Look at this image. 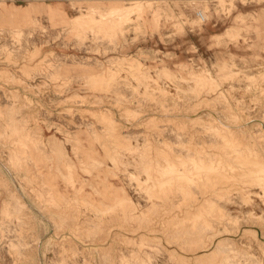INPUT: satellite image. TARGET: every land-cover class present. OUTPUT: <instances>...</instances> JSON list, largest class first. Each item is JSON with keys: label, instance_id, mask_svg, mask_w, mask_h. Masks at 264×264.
Returning a JSON list of instances; mask_svg holds the SVG:
<instances>
[{"label": "rangeland", "instance_id": "374dc122", "mask_svg": "<svg viewBox=\"0 0 264 264\" xmlns=\"http://www.w3.org/2000/svg\"><path fill=\"white\" fill-rule=\"evenodd\" d=\"M263 147L264 0H0V264H264Z\"/></svg>", "mask_w": 264, "mask_h": 264}, {"label": "bare ground", "instance_id": "6f19581e", "mask_svg": "<svg viewBox=\"0 0 264 264\" xmlns=\"http://www.w3.org/2000/svg\"><path fill=\"white\" fill-rule=\"evenodd\" d=\"M137 6H138V5L134 6L133 8L125 7V9H127V10H133V9H135ZM115 7H116V8L118 7V8L123 9L121 6H115ZM113 10H114V9H113ZM120 11H121V10H120ZM116 12H117V11H116ZM118 12H119V11H118ZM125 12H126V11H125ZM125 12H124V10H123V14H124V15H125ZM127 12H128V11H127ZM121 13H122V11L120 12V14H121ZM123 14H122V15H123ZM120 16H121V15H120ZM103 84H104V83H103ZM204 106H205V105H203V109L205 108ZM200 107H201V106H200ZM187 108H189V107H187ZM199 109H200V108H199ZM209 109H210V108H209ZM195 110H196V109H195ZM197 111H198V110H197ZM105 114H106V113H105ZM97 115H98V114H97ZM112 116H113V115H112ZM100 117H101V116H100ZM100 117H98V118L100 119ZM113 118H114V117H113ZM175 120H176V119H174V121H175ZM195 120H196V119H195ZM249 120H250V119H249ZM251 120H252V119H251ZM253 120H254V119H253ZM196 121H197V120H196ZM113 122H114V120H113ZM187 122H188V121H187ZM192 123H193V122H192ZM175 124H176V123H175ZM180 124H181V123H180ZM182 124H183V123H182ZM106 125H107V124H106ZM113 125H114V124H113ZM110 126H111V124H110ZM183 126H184V125H183ZM199 126H200V125H199ZM226 127H228V126H226ZM119 128H120V127H119ZM123 128H124V127H123ZM224 128H225V127H224ZM233 128H234V127H233ZM239 128H240V126H239ZM227 129H229V127H228ZM116 130H117V128H116ZM125 130H127V129H125ZM228 131H229V130H228ZM242 132H243V131H242ZM116 133H118V132H116ZM233 133H234V134H237L238 132H237V133L233 132ZM239 133H240V132H239ZM113 134H114V133H113ZM225 134H226V133H225ZM230 134H231V133H230ZM199 135H200V134H199ZM239 135H240V134H239ZM242 135H243V134H242ZM242 135H241V136H242ZM257 135H258V134H257ZM115 136H116V134H115ZM187 136H188V135H187ZM222 136H223V135H222ZM230 136H232V135H230ZM243 136H244V135H243ZM235 137H236V135H235ZM237 137H240V136H237ZM250 137H251V136H250ZM250 137H249V138H250ZM119 138H120V137H119ZM193 138H194V137H193ZM230 138H231V137H230ZM240 138H241V137H240ZM256 138H257V137H256ZM124 139H125V138H124ZM189 139H190V138H189ZM191 139H192V138H191ZM115 140H116V139H115ZM115 140H114V141H115ZM234 140L236 141V139H234ZM244 140H245V139H244ZM120 141H121V143L123 144V142H122L123 139L120 140ZM120 141H119V142H120ZM124 141H125V140H124ZM235 141H234V142H235ZM237 141H238V140H237ZM241 141H243V140H241ZM246 141H247V140H246ZM246 141H245V142H246ZM254 141H255V140H254ZM256 141H257V140H256ZM117 142H118V140H116V143H117ZM119 142H118L117 144H114V146H115V145H118V144H121V143H119ZM126 142H127V141H126ZM191 142H192V141H191ZM239 142H240V141H239ZM252 142H253V140H252ZM257 142H258V141H257ZM228 143H229V142H228ZM231 143H232V142H231ZM235 143H236V142H235ZM235 143H234L233 145H236ZM241 143H244V141L241 142ZM241 143H240V144H241ZM246 143H247V142H246ZM254 143H255V142H254ZM126 144H127V143H126ZM128 144H129V143H128ZM191 144H192V143H191ZM237 144H238V143H237ZM249 144H250V143H249ZM257 144H258V146L261 145L260 142H258ZM259 144H260V145H259ZM246 145H247V144H246ZM251 145H252V144H251ZM254 145H255V144H254ZM112 146H113V145H112ZM231 146H232V145H231ZM244 146H245V145H244ZM185 147H186V146H185ZM191 147H192V146H191ZM39 148H40V147H39ZM112 148H113V147H112ZM125 148H126V146H125ZM125 148H124V149H125ZM263 148H264V147H263ZM110 149H111V148H110ZM113 149H114V148H113ZM116 150H117V149H116ZM194 150H195V149H194ZM163 152H164V151H163ZM259 152H260V151H259ZM25 153H26V152H25ZM114 153H115V152H114ZM158 154H159V153H158ZM222 154H223V153H222ZM113 155H114V154H113ZM164 155H165V154H164ZM216 155H217V154H216ZM245 155H247V154H245ZM245 155H242V157L244 156V157L246 158ZM225 156H226V155H225ZM161 157H162V155H161ZM164 157H165V156H164ZM174 157H175V156H174ZM220 157H221V156H220ZM244 157H243V158H244ZM165 158H166V157H165ZM218 158H219V157H218ZM233 158H234V160L236 159V157H233ZM233 158H232V159H233ZM239 158L242 160V158H241L240 156H239ZM247 158H249V157H247ZM257 158H258V157H257ZM257 158H256V160H258ZM112 159H113V158H112ZM173 159H174V158H173ZM175 159H176V158H175ZM178 159H179V158H178ZM226 159H227V158H226ZM232 159H231V160H232ZM260 159H261V158H260ZM176 160H177V159H176ZM228 160H229V159H228ZM231 160H230V162H231ZM234 160L232 161V163L234 162ZM238 160H239V159H238ZM241 160H239V161H241ZM220 161H221V160H220ZM222 161H223V160H222ZM245 161H247V160H245ZM251 161H252V160H251ZM251 161H250V163H251ZM259 161H261V160H259ZM226 162H227V160H225V163H226ZM230 162H227V163H230ZM235 162H236V161H235ZM237 162H238V161H237ZM170 163H171V162H170ZM175 163H176V161H175ZM239 163H241V162H239ZM242 163H243V162H242ZM247 163H248V162H247ZM252 163H255V162H252ZM252 163H251V164H252ZM257 163H258V162H257ZM263 163H264V161H263ZM215 164H216V163H215ZM221 164H222V163H221ZM235 164H236V163H235ZM251 164H250V165H251ZM205 165H206V164H205ZM211 165H212V164H211ZM211 165H210V166H211ZM222 165H223V164H222ZM224 165H227V164H224ZM228 165H229V164H228ZM239 165H240V164H239ZM243 165H244V164H243ZM250 165H249V166H250ZM258 165H259V164H258ZM177 166H178V165H177ZM199 166L203 167L201 164H200ZM220 166H221V165H220ZM233 166H234V163H233ZM235 166H236V168H237L238 165H235ZM235 166H234V169H235ZM245 166H247V165H245ZM253 166H254V164H253ZM253 166H252V167H253ZM255 166H257V164H256ZM263 166H264V165H263ZM201 167H199V168H201ZM218 167H219V166H218ZM242 167H243V166H242ZM250 167H251V166H250ZM250 167H249V168H250ZM252 167H251V168H252ZM260 167H261V165H260ZM26 168H27V167H26ZM159 168H160V167H159ZM178 168H180V165H179ZM195 168H196V167H195ZM203 168H205V167H203ZM212 168L214 169V167H212ZM216 168H217V165H216ZM225 168H226V166H225ZM229 168H230V167H229ZM251 168H250V170H252ZM255 168H256V167H255ZM201 169H202V168H201ZM219 169H223V168H219ZM245 169H247V167H246ZM257 169H258V167H257ZM257 169H256V170H257ZM262 169H263V167H262ZM172 170H173V169H172ZM174 170H175V169H174ZM195 170H196V169H195ZM199 170H200V169H198V171H199ZM204 170H205V169H204ZM237 170H240V171H241V169H240L239 167H238ZM250 170H248V171H250ZM175 171H178V170H175ZM184 171H185V170H184ZM198 171H197V172H198ZM208 171H209V170H208ZM212 171H213V170H212ZM223 171H224V170H223ZM227 171H228V170H227ZM229 171H230V170H229ZM240 171H239V172H240ZM244 171L246 172V170H244ZM244 171H242V173H243ZM248 171H247V172H248ZM262 171H263V170H262ZM202 172H203V170H202ZM215 172H216V170H215ZM220 172H221V171H220ZM232 172H234V171H232ZM237 172H238V171H237ZM237 172H236V173H237ZM247 172H246V173H247ZM259 172H261V170H260ZM26 173H27V172H26ZM170 173H173V172H170ZM175 173H176V172H175ZM180 173H181V172H180ZM180 173H179V174H180ZM189 173H190V172H189ZM189 173L187 172V175H188ZM193 173H194V172H193ZM199 173H201V172L199 171ZM206 173H208V172H206ZM218 173H219V171H218ZM236 173H235V174H236ZM240 173H241V172H240ZM250 173H253V172L250 171ZM254 173H255V171H254ZM256 173H257V172H256ZM256 173H255V174H256ZM163 174H164V173H163ZM203 174H204V176H205V173H203ZM203 174H202V175H203ZM209 174H211V173H208V175H209ZM244 174H245V173H244ZM248 174H249V173H248ZM255 174H253V175H255ZM260 174H261V173H260ZM262 174H263V173H262ZM167 175H168V173H167ZM190 175H192V173H190ZM211 175H212V178H213L214 173L211 174ZM211 175H209V176L211 177ZM215 175H217V174H215ZM220 175L222 176V174H220ZM228 175H229V174H228ZM246 175H247V174H246ZM263 175H264V174H263ZM170 176H171V175H170ZM176 176H177V175H176ZM179 176H180V175H178V177H179ZM181 176H182V175H181ZM181 176H180V177H181ZM199 176H201V174H199ZM199 176H198V177H199ZM234 176H235V175H234ZM249 176H250V175H248L247 178H249ZM257 176H258V175H257ZM157 177H158V176H157ZM160 177H161V176H160ZM165 177H166V175H165ZM222 177H223V176H222ZM222 177H221V179H220L221 181H222ZM242 177H243V176H242ZM245 177H246V176H245ZM245 177H244V178H245ZM253 177H255V176H253ZM258 177H259V176H258ZM168 178H170V177L168 176ZM175 178H176V177H175ZM184 178H185V176H184ZM192 178H193V177H192ZM200 178H202V176H201ZM203 178H206V177H203ZM207 178L209 179V177H207ZM215 178H218V175H217V177H215ZM244 178H242V179H244ZM255 178H257V177H255ZM210 179H211V178H210ZM213 179H214V178H213ZM213 179H211L210 182H212ZM218 179H219V178H218ZM240 179H241V178H239L238 180H240ZM249 179H251V177H250ZM163 180H164V182H165V179H163ZM163 180H161V182H163ZM170 180H171V178H170ZM183 180H184V179H183ZM200 180H201V179H200ZM203 180H204V179H203ZM228 180H229V178H228ZM228 180H226V181H228ZM235 180H237V179H235ZM260 180H261V178H260ZM168 181H169V180H168ZM191 181H193V180H191ZM198 181H199V180H198ZM217 181H219V180H217ZM224 181H225V180H224ZM231 181H232V180H231ZM242 181H243V180H242ZM242 181L240 180V182H242ZM245 181H246V180H245ZM249 181H250V180H249ZM254 181H256V180H254ZM262 181H264V180H262ZM262 181H261V182H262ZM215 182H216V179H214V182H213V183H215ZM240 182H239V184H240ZM213 183H212V184H213ZM218 183H219V182H218ZM226 183H229V182H226ZM234 183H235V182H234ZM244 183H245V182H244ZM246 183H247V182H246ZM252 183H253V181H252ZM256 183H257V182H256ZM256 183H254V184H256ZM258 183H259V182H258ZM263 183H264V182H263ZM216 184H217V182H216ZM229 184H230V183H229ZM229 184H227V185H229ZM251 185H252V184H251ZM173 186H174V185H173ZM210 186H211V185H210ZM210 186H209V187H210ZM212 186H213V185H212ZM216 186H217V185H216ZM216 186H215V187H216ZM215 187H214V189H215ZM232 187H233V189H234V184H232ZM232 187H231V188H232ZM236 187H237V185H236ZM211 188H212V187H211ZM208 189H209V188H208ZM228 189H229V188H228ZM236 189H237V188H236ZM205 190H206V189H205ZM231 190H232V189H231ZM218 191H219V190H218ZM218 191H217V192H218ZM235 191H236V190H235ZM205 192H208V191H205ZM213 192H214V191H213ZM213 192H212V193H213ZM209 193H210V192H209ZM223 194H224V193H223ZM202 195H203V194H202ZM204 196H205V195H204ZM219 197H220V196H219ZM220 200H221V199H220ZM185 207H186V206H185ZM199 207H200V206H199ZM199 207H198V209H200ZM213 207H214V206H213ZM210 209H212L211 206H210ZM210 209H209V210H210ZM218 209H219V208H218ZM213 210H214V208H213ZM195 211H196V209H195ZM197 211H199V210H197ZM205 211H206V210H205ZM207 211H208V210H207ZM217 211H218V210H217ZM215 212H216V211H215ZM215 212H213V213H215ZM221 212H222V211H221ZM190 214H191V213H190ZM205 214H206V213H205ZM218 214H220V213H218ZM196 215H197V214H196ZM213 215H217V214H213ZM221 215H222V214H221ZM211 216H212V214H211ZM214 218H217V217L214 216ZM218 220H219V219L217 218V221H218ZM209 223H210V222H209ZM260 224H261V223H260ZM203 225H205V224H203ZM207 225H210V224H207ZM199 226H202V225H199ZM199 226H198V227H199ZM208 227H209V226H208ZM203 228H204V227H203ZM213 228H214V227H213Z\"/></svg>", "mask_w": 264, "mask_h": 264}, {"label": "built area", "instance_id": "2783aa9c", "mask_svg": "<svg viewBox=\"0 0 264 264\" xmlns=\"http://www.w3.org/2000/svg\"><path fill=\"white\" fill-rule=\"evenodd\" d=\"M196 15L200 18L201 21H204L205 20V17H204V15H203V13L201 11H198L196 13Z\"/></svg>", "mask_w": 264, "mask_h": 264}, {"label": "crops", "instance_id": "0c3cea01", "mask_svg": "<svg viewBox=\"0 0 264 264\" xmlns=\"http://www.w3.org/2000/svg\"><path fill=\"white\" fill-rule=\"evenodd\" d=\"M192 42H193V45L192 46H195V47H197V48H199V49H203L204 47L203 46H201V44L200 43H196L193 39H192Z\"/></svg>", "mask_w": 264, "mask_h": 264}]
</instances>
